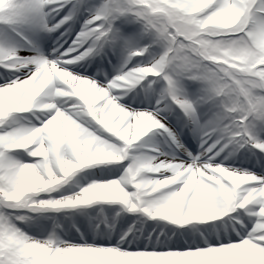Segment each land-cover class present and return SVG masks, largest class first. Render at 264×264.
<instances>
[{
	"label": "snow or ice",
	"instance_id": "snow-or-ice-1",
	"mask_svg": "<svg viewBox=\"0 0 264 264\" xmlns=\"http://www.w3.org/2000/svg\"><path fill=\"white\" fill-rule=\"evenodd\" d=\"M0 264H264V0H0Z\"/></svg>",
	"mask_w": 264,
	"mask_h": 264
},
{
	"label": "bare ground",
	"instance_id": "bare-ground-1",
	"mask_svg": "<svg viewBox=\"0 0 264 264\" xmlns=\"http://www.w3.org/2000/svg\"><path fill=\"white\" fill-rule=\"evenodd\" d=\"M51 43V38L49 36H47L46 34H42V40H41V47L43 48V50L47 53L48 51H50V49L48 48V44ZM110 69H105V71H109ZM88 72L90 74L95 75V66L93 65L92 67H89ZM112 74H115V71L112 70ZM97 79H102V77H97ZM133 106H135V104H133ZM193 143H195V141H193ZM241 167V165L239 166ZM250 171H253V168L249 167ZM94 171V169H93ZM79 175H83V173L79 174ZM78 179V177H77Z\"/></svg>",
	"mask_w": 264,
	"mask_h": 264
},
{
	"label": "rangeland",
	"instance_id": "rangeland-1",
	"mask_svg": "<svg viewBox=\"0 0 264 264\" xmlns=\"http://www.w3.org/2000/svg\"><path fill=\"white\" fill-rule=\"evenodd\" d=\"M92 171H93V170H92ZM100 171H101V170H100ZM100 171H95V170H94V172H97V173H99ZM93 178H95V177H93Z\"/></svg>",
	"mask_w": 264,
	"mask_h": 264
}]
</instances>
